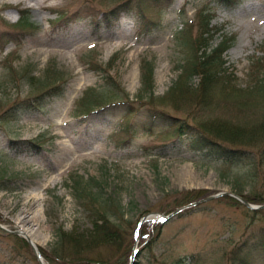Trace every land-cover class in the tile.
Returning <instances> with one entry per match:
<instances>
[{
	"label": "rangeland",
	"instance_id": "rangeland-1",
	"mask_svg": "<svg viewBox=\"0 0 264 264\" xmlns=\"http://www.w3.org/2000/svg\"><path fill=\"white\" fill-rule=\"evenodd\" d=\"M124 1L0 0V60L8 54L0 61V222L8 230L0 229V264H38L30 244L14 231L26 232L50 258L55 251L74 264H86L83 258L127 264L133 246L141 250L133 264H170L177 259L185 264H227L234 245L264 233V210L254 216L239 202L219 196L172 216L159 229L144 224L145 238L132 236L141 217L165 214L181 201L221 192H240L253 203L260 197L256 185L233 175L219 176L218 161L211 155L186 151L179 141L183 137L167 135L164 118L151 122L155 110L185 120L186 128L195 126L187 106L175 109L159 99L178 75L175 67L182 46L176 32L186 22L196 33L198 19L193 13L207 0H173L159 10L147 2L138 20L104 19L101 25H113L91 30L92 17L125 7L120 5ZM219 3H207L214 9L210 25H223L224 35L234 36L224 59L228 73L242 84L249 79L247 67L264 59V0ZM182 5L186 15L179 16ZM25 9H30L33 23L28 28L18 25ZM131 10L139 13L136 7ZM149 22L160 25L146 26ZM220 39L215 36V43ZM10 61L12 75L2 66ZM148 64L153 68L152 95L148 88L142 91ZM46 78L48 85L59 84L58 94L44 91L47 87L41 83ZM109 83L125 103L108 114L76 117L80 115L76 100L84 91L100 92ZM139 93L142 98L136 97ZM22 100L31 102L26 110L18 106ZM238 102L217 94L198 119L255 125L253 117H245V107L236 108ZM137 109L133 133L118 130L114 120L126 116L121 128ZM248 129L243 140L261 139L259 129ZM254 143L259 150L260 143ZM75 175L98 182L92 191L94 207L119 226L116 241L87 249L85 238L91 235L80 233L90 230L89 213L73 188ZM104 198L117 204L107 206ZM72 230L78 232L81 246L63 241L61 247L58 235ZM148 239L151 246L146 249ZM255 264L262 263L259 259Z\"/></svg>",
	"mask_w": 264,
	"mask_h": 264
},
{
	"label": "trees",
	"instance_id": "trees-1",
	"mask_svg": "<svg viewBox=\"0 0 264 264\" xmlns=\"http://www.w3.org/2000/svg\"><path fill=\"white\" fill-rule=\"evenodd\" d=\"M170 0H125L120 5H125V10L131 11L134 7L138 8L137 13L143 17L144 9L143 4L150 2L149 7H157L167 3ZM219 1V0H217ZM235 0H227L229 3H233ZM218 3V2H217ZM118 6V4L116 5ZM148 6V5H147ZM127 11V12H128ZM214 13L207 10L205 7L200 9L196 13L198 19L197 30L194 34L190 23H184V27L178 32V38L181 40L182 55L176 64V71L178 72L176 80L173 82L169 90L160 97L159 101L169 102L173 108L180 109L181 104L187 106L192 114L193 119L196 121L195 126L186 128L185 120H175L163 112L152 113L153 119L164 118L167 123V129L165 130L167 135L176 136L185 134V139H179L180 142L184 141V149H189L192 152H198L203 156L211 155L218 165L215 167L219 176L221 175H233L235 180L237 178L243 179L245 183L249 182L255 186L256 194L259 195L260 199L256 200V203L264 202V60H259L256 63L258 66L252 65L253 69L249 68L247 77L248 81L244 83H236V76L232 72L228 73L225 60L223 59L224 52L232 45L234 36H227L224 33H220L221 39L215 44H212L213 37L219 33L223 26L210 25ZM109 19H112L109 17ZM28 24V23H27ZM26 24V25H27ZM150 24H146L149 26ZM6 59V58H5ZM4 59V61H6ZM112 61H108L107 65L111 64ZM11 61L6 65L3 63V68L10 69V74L14 69L10 65ZM49 70V69H47ZM50 71V70H49ZM48 72V71H46ZM9 73V72H8ZM49 74V73H48ZM12 75V74H11ZM26 74H24L25 76ZM50 75V74H49ZM52 76V75H51ZM50 76V77H51ZM194 77H198L197 82L193 81ZM142 85L144 88L142 91L153 93V68L148 64L143 69L142 74ZM59 79V78H58ZM111 79V78H110ZM47 80L41 83L42 86L47 87L44 91L46 93H59V84L48 85ZM193 83V84H192ZM118 89L113 87L111 83L102 91L98 92L96 89H87L78 100L76 105L80 109V114L83 116L92 115L100 112L108 114L125 103L119 100ZM217 94H222L233 101H239L236 108L241 109L245 107V117L249 118L250 115L254 116L252 109L261 107L259 113V121L253 126H249V123H243L241 125L233 124L231 122L215 118H201L202 113L210 108L213 103V97ZM137 98H142L141 93L136 95ZM153 101V100H151ZM179 105L177 102H179ZM22 109L26 110L30 107L31 102H24V100L18 103ZM40 105V102H37ZM184 107V106H183ZM108 112V113H106ZM201 112V113H200ZM138 113L136 110L128 118V123L125 124L122 131L128 133L133 131L135 116ZM228 124V128H227ZM248 128L259 129L261 139L257 142L260 143V148L256 154L251 153L255 147L253 141L243 140L248 135L245 133ZM126 129V130H125ZM246 129V130H245ZM242 139L244 142H238L236 140ZM236 139V140H235ZM216 140L224 141L231 145V148L221 146ZM121 142V141H120ZM119 142V143H120ZM256 142V143H257ZM254 143V144H256ZM239 172L241 174H239ZM73 181V188L78 193V199L82 201L83 207L89 213L90 218V230L88 232H82L80 234L89 233L91 237L85 238L87 249L97 246L98 244L112 243L120 237V229L117 224L108 218L104 214H99V210L94 207L95 193L93 189L97 190V181L84 179L82 176L75 175L71 176ZM96 183V184H94ZM240 193V192H238ZM241 194V193H240ZM229 198V197H228ZM105 199V198H104ZM231 199V198H230ZM250 200L249 198H247ZM107 206L108 202L104 201ZM189 201H181L177 203V206L184 205ZM117 203H113L114 207ZM118 207V206H117ZM259 211H253L258 213ZM117 219V218H116ZM88 228V227H87ZM78 232L72 230L70 232H62L58 235L60 246L62 242L69 245L70 243L76 244L78 247L81 246L79 242V236L75 235ZM264 233L261 234V238L253 241L252 243H242L235 250H231V256L228 259V264H244L245 260H252L255 256H261L256 251H260L264 254ZM64 244V245H65ZM151 241L146 243V247L150 248ZM41 251V250H40ZM61 251H63L61 249ZM45 259L54 263L57 260L61 261L62 264H74L70 261L60 258L59 254L55 251L51 254H55L53 258H50L44 252L41 251ZM86 264H101L100 260H89L87 258L80 259ZM116 262V261H115ZM119 264H124L118 262ZM170 264H184L182 261L175 260Z\"/></svg>",
	"mask_w": 264,
	"mask_h": 264
},
{
	"label": "water",
	"instance_id": "water-1",
	"mask_svg": "<svg viewBox=\"0 0 264 264\" xmlns=\"http://www.w3.org/2000/svg\"><path fill=\"white\" fill-rule=\"evenodd\" d=\"M30 242V241H29ZM35 249V248H34Z\"/></svg>",
	"mask_w": 264,
	"mask_h": 264
}]
</instances>
